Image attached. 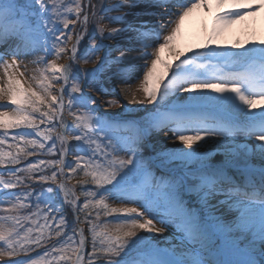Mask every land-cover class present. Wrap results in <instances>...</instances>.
Listing matches in <instances>:
<instances>
[{"label":"snow or ice","instance_id":"6c2138e0","mask_svg":"<svg viewBox=\"0 0 264 264\" xmlns=\"http://www.w3.org/2000/svg\"><path fill=\"white\" fill-rule=\"evenodd\" d=\"M173 3L181 8L174 20L165 21ZM162 5L168 7L160 11ZM122 9L128 11L110 15ZM198 9H207L202 15L211 14L212 23L205 26L201 42L181 51L174 42L185 18ZM260 16L264 0H0V67L6 76L0 108H12L0 111V129L5 130L0 133V165H20L22 156L37 150L57 157L11 169L15 181L0 178V185L8 190L34 180L39 190L25 188L23 199L34 198L35 206L45 204L54 211L57 193L69 205L78 203L66 181L83 173L76 181L85 196L83 209L103 208L117 221L114 230L97 232L98 225L85 218L91 232V251L86 253L85 230L73 229L69 236L61 214L53 218L55 235L61 237L55 244L61 246L51 245L32 257L27 254L47 243L41 229L51 226L50 217L43 215L45 223L37 224L33 237L32 227L21 235V218L0 216V264H85L86 259L88 264H264V39L231 47L220 43L229 26ZM157 43L149 64L153 54L146 49ZM165 49L167 59L162 57ZM37 52L44 53L33 61L43 65L39 78L33 77L39 91L25 88L14 71L20 67L16 57ZM65 53H70L69 63L47 60ZM78 57L93 67L80 68ZM137 60L146 62L137 65ZM50 75L63 82L59 95H52ZM133 79H140L144 94L139 101L144 115L133 121L100 112L80 84L83 80L111 95L115 89L102 85ZM65 109L71 124L63 116ZM10 129H19L10 137L15 151L2 147ZM119 130L131 134L117 135ZM67 131L75 134L69 137ZM159 133L163 140H173L171 147L155 150L152 137ZM70 141L77 142L75 148ZM146 148L151 151L147 157ZM72 152L77 154L68 159ZM58 178L55 188L44 187ZM89 181L95 190L85 187ZM106 196L139 207L109 209ZM16 200L13 208L24 206L21 196ZM166 229L175 231L162 244L157 236ZM73 243L77 246L69 249L71 255H53Z\"/></svg>","mask_w":264,"mask_h":264},{"label":"rangeland","instance_id":"374dc122","mask_svg":"<svg viewBox=\"0 0 264 264\" xmlns=\"http://www.w3.org/2000/svg\"><path fill=\"white\" fill-rule=\"evenodd\" d=\"M59 2L61 3H65L67 4V0H59ZM74 18V17H72ZM77 28H79V25H77ZM91 30V25H89V31ZM75 41V36H73V40L68 41L67 43V47L71 48L72 44ZM87 42V37H85V42ZM81 47H83V43L81 45ZM42 56L44 55L43 52H41ZM70 59V53H65L64 55H62L60 58H56L53 55H49L47 57V60L51 61V60H55L56 63L58 64H66ZM77 62L79 63L80 68H91L93 67L92 64H88V65H84L83 63H81L79 61V57L77 58ZM43 66H34L31 67L30 70L35 74V77L39 78V69L42 68ZM50 83H51V89H52V95H59V88L58 89H54L53 83L57 84L58 86H61L60 84L62 83V81L57 82L52 79H50ZM81 84V88L83 90V92L89 94L93 99H94V103L95 106L100 110V112H107L110 114H114L116 115L117 119H121L123 117L127 118V121H133V120H137L140 116L144 115V111L139 107H135L133 109H126L124 108L122 105H120L119 103H115V104H106V105H98L99 102V94L97 92L96 89H94L93 87H91L90 85L86 84L83 80L80 82ZM29 87H32L34 89H36L37 91H39L40 89L38 88L37 82L36 80L30 81L29 82ZM67 95H65V100H67ZM63 116L65 118V120L71 124L72 123V117L69 116L67 109H65ZM43 127V126H42ZM5 130L0 129V133H3ZM19 131V129H10L7 131V135L9 137V139L7 140V142L2 146L3 149L5 151H15V149L13 147H11V145H13L15 143V141L11 140L10 137L15 133ZM28 131H32V130H28ZM59 133V127H57V129L55 130V132L53 133L54 137L55 135ZM75 133L72 131H67L65 133V135L71 137L73 136ZM117 135L120 136H127L130 135V132L127 131H123V130H119L116 133ZM70 143L72 144V146L75 148L77 145V142L75 141H70ZM57 145L59 146V141H57ZM159 151V150H158ZM76 152H72L69 153L68 155V159H72L74 155H76ZM120 155L122 157L126 158V154L125 153H120ZM145 157L151 155V152H144ZM37 158L39 159H55L57 157L52 156L48 153H41L39 150H37L33 156H29V157H21V164L20 165H0V178H2L5 182H8L9 180H13L15 181V177L12 176L11 173V169H15V168H24L27 163L29 162H33L35 161ZM6 170V171H5ZM48 174H50V171H48L47 169L45 170ZM65 171H67V169H65ZM20 176H27L28 173L26 172H20L17 173ZM37 173H33V175H35ZM83 173H80L76 176H74V178L71 181H66L69 185V187H74V191L76 193V197H78V203L76 205H69L67 203H65L62 199V193H57L54 197L55 199V209L54 211H48L47 208L48 206L45 204H41L39 205V207L34 205V198L33 200H28V199H23V190L25 188H36L37 190H39L40 185L36 184L35 181H25L24 184H18L14 189H8L5 190L3 189V185H0V201H3V203H0V216H16L21 218L20 219V231H21V235H23V232L28 228V227H32L34 229L32 235L33 237H35L36 232L35 229L37 227V224L39 225H43L45 223L44 219H43V215L47 214L50 217L49 220V224L51 225L49 228H42L41 230L44 233V236L47 239V243L43 245V247L41 248H35L34 252L28 253V256H35L36 252H40L41 255L43 254V249L44 248H48L51 245H54L56 241L60 240L61 237H57L55 235V223L53 222V218L58 217L59 215L63 214L65 219H66V223H67V227L64 229L65 232L68 233L69 236L72 235V231L73 229H79V227L83 228L84 231V236L87 238L88 240V246H89V251H91V232L89 231V224L86 222V217H88L89 219L92 220V222L94 224H97V232L104 230L105 228L109 229V230H114L117 221H114L112 219V216L115 214H109L108 212H106L103 208H97V207H90L89 209H83V203L85 200V196L81 191V186L76 184L77 180L83 179ZM60 182V178H58V180L53 183L51 181L48 182V184L44 185V187L47 186H52L53 188L56 187V185H58ZM85 187L91 189V190H95V185L89 181V183L87 185H85ZM19 195L22 198L23 201V207H18V208H13V204L17 203L16 200V196ZM71 198V197H70ZM89 199H92L91 197ZM95 199H100L99 196L95 197ZM105 203L108 204L109 209L112 207H116V208H122V207H139L138 204H132V203H128L124 200L121 199H113L111 196H106L105 198ZM81 209L79 211H77V209ZM41 215L37 216L34 215V213H37L38 211H41ZM97 211H99L100 215L97 217L96 213ZM77 218H79V221L82 222V225L85 226V228L82 225H77ZM150 218V217H147ZM36 223H33V222ZM11 223H14V221H12ZM156 226L157 227H162L163 225H161L159 223V221H155ZM174 229H166V232L169 233V235H171L172 232H174ZM162 234L160 236H157V240L161 241V243L163 244V241L170 237V236H166L165 234ZM75 241L79 240V236L77 235L76 237H74ZM55 246L57 248H59L61 245L59 244H55ZM77 246L76 243H73L69 246H67V249L64 253H60V252H56L53 253V255L59 256V255H71L70 252V248L71 247H75ZM24 253H21V256H24ZM19 257H15L12 259H18ZM5 259H8L7 257ZM46 259H51V256L46 257ZM55 264H64L63 261H59L57 260L55 262Z\"/></svg>","mask_w":264,"mask_h":264},{"label":"bare ground","instance_id":"6f19581e","mask_svg":"<svg viewBox=\"0 0 264 264\" xmlns=\"http://www.w3.org/2000/svg\"><path fill=\"white\" fill-rule=\"evenodd\" d=\"M98 2V1H97ZM114 2V0H109V3ZM168 7V5H162L160 11L163 10V8ZM172 11L170 15L165 16L164 20H174L175 15L178 14L181 4L180 3H173L171 5ZM123 11H128V9H122L120 12H111L110 15L112 16H118L121 15ZM202 12H207V9H198L195 10L193 13H191L188 17L185 18V21L182 24V30L181 34L177 37V40L174 42V47L180 48L181 51H185V46L194 47V45L198 42H201L202 35L205 26H210L212 23V16L211 14L208 15H202ZM142 20H149L150 23L152 22V18L148 16L141 17ZM155 19H159V17H155ZM107 24L108 22L105 21ZM112 27H121L120 24H112ZM174 25L169 26L167 29L162 31L160 33V40L159 42H163V36L167 35L168 32L171 31V27ZM150 35V34H149ZM261 39H264V16L258 17L255 22H251L248 19H245L243 21H239L236 24H233L229 26L225 32L223 33L220 43L226 47H231L233 44L237 42L243 43L245 40L250 41H259ZM157 44H150V46L146 49L147 52L152 53V56H149L147 59V63L150 64V61L152 58H154L155 55V48L158 46ZM234 51H240L239 49H234ZM188 55H191V53H187ZM132 55L136 56L139 55V53H132ZM42 56L41 52H37L34 55H27V56H18L16 59L19 62L20 67L16 70H14L17 74V77L21 80V83L25 88H28L29 82L33 81V77H35V74L30 70L31 67L34 66H43L41 64H36L33 61L37 60L38 57ZM162 57L164 59L169 58V51L168 49H165L164 53L162 54ZM5 59L11 60V57L6 56ZM146 61L144 60H137L136 64H144ZM23 73V75H19V73ZM50 79L56 81L53 79L50 75ZM142 79V76H141ZM6 86V76L4 73V70L2 67H0V87ZM58 86L57 84L53 83L54 89L56 90ZM91 86V85H90ZM103 87L107 88L109 91H111L113 88L115 89V94L111 95H105L100 91H97L99 94V102L98 105H106L109 104L107 101L115 100L117 103L122 105L126 109H133L137 106H139V101L143 99V92L140 89V79H133L130 83H123L120 81L110 82L107 84L102 85ZM93 87V86H91ZM96 89L95 87H93ZM133 94L136 96V100L134 101L132 99ZM0 103H5L3 101H0ZM148 108L150 109L151 106L149 105ZM0 111H12L11 107L7 108H0ZM124 120H127V118L123 117ZM164 133L156 134L152 137V140L156 142L155 150H161L165 147H171L173 140L170 138L168 140H163ZM171 136V134H169ZM181 147H187L186 145H183L182 142H176ZM211 151H215V149H211ZM149 152V149H145V152ZM151 152V151H150ZM166 236H170L168 232L164 233Z\"/></svg>","mask_w":264,"mask_h":264}]
</instances>
